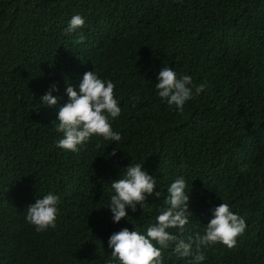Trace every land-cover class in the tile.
Here are the masks:
<instances>
[{
	"label": "trees",
	"instance_id": "16d2710c",
	"mask_svg": "<svg viewBox=\"0 0 264 264\" xmlns=\"http://www.w3.org/2000/svg\"><path fill=\"white\" fill-rule=\"evenodd\" d=\"M115 1L139 15L128 21ZM75 13L84 24L65 33ZM163 64L207 85L183 112L155 94ZM86 70L113 81L122 107L114 126L136 127L118 152L95 136L77 152L54 144L58 105L40 97L55 84L63 104L66 81L75 87ZM130 161L146 165L161 191L178 175L189 184L209 175L201 208L236 195L249 229L232 248H204L203 264H264V205L246 198L251 186L264 192V0H0V189L31 202L50 189L63 203L55 228L0 247V264H105L106 193ZM148 201L133 223L161 204ZM203 220H191L184 237Z\"/></svg>",
	"mask_w": 264,
	"mask_h": 264
},
{
	"label": "clouds",
	"instance_id": "9594fccd",
	"mask_svg": "<svg viewBox=\"0 0 264 264\" xmlns=\"http://www.w3.org/2000/svg\"><path fill=\"white\" fill-rule=\"evenodd\" d=\"M115 2L116 13L121 10L132 13L128 21L139 15L136 10ZM86 11L89 13L90 9ZM83 24L84 17L75 13L63 30L72 33ZM19 26L18 21H8L3 25L8 29ZM66 85L64 91L68 99L63 104H58L57 96L53 95L55 84L40 97L41 103L47 106L58 105L55 146L77 152L95 136L96 140L118 152L122 139L136 127L120 129L114 126L122 107L114 95L113 81L101 77L94 70H86L78 85L74 87L67 81ZM206 86L205 83L193 84L190 75L178 74L169 64H163L154 82L155 94L169 107L174 106L177 112H183L186 102L200 95ZM148 171L143 163L130 161L118 177L110 181L111 194L106 193L105 208L111 226L107 239L111 253L105 264H162L163 258L168 264H179L184 259L187 264H203L206 259L204 248L217 242L232 248L237 243L236 237L242 238L247 233L249 221L239 208L236 195L232 200L217 198L206 207H200L204 194L202 185L209 175L190 184L185 176L178 175L161 191L157 188V177ZM151 198L161 199L151 219L142 225L133 223L131 215L138 207L143 213ZM246 198L259 206L264 205V192L252 186L248 188ZM62 206L60 197L50 189L36 195L31 202L12 187L1 188L0 247L29 237L33 230L41 232L55 228L63 212ZM14 208L22 209L20 217L12 214ZM202 217L200 230L185 238L183 233L190 221ZM5 230L12 232L11 239L2 237Z\"/></svg>",
	"mask_w": 264,
	"mask_h": 264
}]
</instances>
